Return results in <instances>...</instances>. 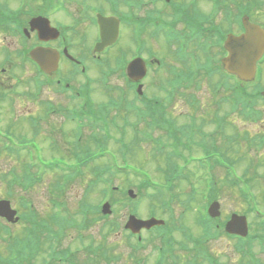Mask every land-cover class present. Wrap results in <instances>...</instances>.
<instances>
[{"label":"rangeland","instance_id":"obj_1","mask_svg":"<svg viewBox=\"0 0 264 264\" xmlns=\"http://www.w3.org/2000/svg\"><path fill=\"white\" fill-rule=\"evenodd\" d=\"M131 45V40L129 39L127 33H124L122 36V39L119 43V46L125 48L129 47ZM148 45L151 46L156 52L154 55L155 57H166L167 63H173L174 60L171 59L169 54V49L167 46V43L163 36H160L159 38H150L148 39ZM134 48V44L132 46ZM110 53H113L111 50ZM133 53V50L131 51ZM146 53V52H145ZM106 55V54H105ZM146 56L147 53L145 54ZM105 57V56H104ZM103 57V58H104ZM90 65V73L91 75L97 80V82L94 84V92L98 90L94 94V98L97 101H105L106 95L101 91L103 90L102 86H100L99 78L100 73L99 70L101 66L98 65L95 66L93 63L89 62ZM21 64L19 63V60H17V63L12 67V69L9 71V75L12 76V78L8 79L5 84L11 88V89H4L3 93H5L6 98L2 99V103H0V113L3 118L7 116L8 113H12V108L15 112H13V115L9 117L10 122H12L13 119L17 117H25L28 118L29 114H33L36 116H43L45 112V106L40 102V104L37 106V104H34V89L33 87L36 86V81L29 79V74L26 72H20ZM74 67H71L70 70H74ZM35 71V70H34ZM163 72L166 74V69H163ZM155 77V82L152 85L153 82V73H151L146 82H147V88L148 93L150 95L156 94V95H163L164 91L162 90L161 84H158L160 82L166 84L167 77H169V74L163 75L160 74ZM112 84L117 85H124V80L120 79L117 74H114L111 79ZM79 84L78 82H76ZM54 88V87H52ZM146 88V90H147ZM104 91V90H103ZM163 91V92H162ZM30 95V102L27 101ZM202 100L204 101L203 109L200 110L199 115L207 116L209 119L213 118L214 113L218 110L217 107L214 105V102L212 103V100L208 94V91L206 89L202 90L201 93ZM7 98H9V102L7 101ZM39 98L37 99L39 101H44L45 99L52 98L54 101L60 103L62 101V96L57 95L53 89H49L47 91H41L39 93ZM181 99V92L180 90H177L175 92V95L173 97V100L171 102L172 105H174L176 102V108L175 111L178 113L179 111H183V106H181L180 101ZM52 100V101H53ZM12 103V105L10 104ZM174 105V106H175ZM264 108V105H262ZM2 118V119H3ZM7 123V122H5ZM51 125V126H50ZM3 126V125H2ZM17 130L20 131V134H26V127L27 122H17ZM75 123L66 120L65 118H62L61 116H54L50 119V122L45 126L44 133L39 138V142L42 147V155L44 156L47 161L52 160L55 157H58L59 155L64 156L66 159L71 160L72 153L71 148L74 146V136H75ZM206 131H212V124H206L204 126ZM241 130H250L252 135L258 134L260 131L264 132V115L263 118L260 119H248L243 117L239 112H228V121L227 126L225 127V131L222 133L228 134L225 138L223 135H220V137L217 136V143L218 145L222 146V148L225 150V152L228 154V156L231 159V156L236 158L237 155L240 156L238 158L239 165L237 166V169L240 171V174H243L242 170L245 168H250L249 173L252 177L253 185L251 186V189L255 193L256 203L257 206L260 209H264V145L255 147L252 143V139H246L244 138H238L241 143L238 144L237 140L233 143V136H236V129ZM131 130V128H128ZM215 129V127H214ZM4 130H6L4 128ZM236 130V131H235ZM28 134V133H27ZM132 131H129L128 137L129 140L131 139ZM231 138V140L227 138ZM220 139V140H219ZM109 146L111 148L117 149L116 142L111 141ZM153 145L142 146V148H135L131 153L127 154V158L134 164L143 165L145 168L151 170L153 172V176L156 174L155 171L157 169V159L156 155L154 153ZM236 150H241L239 154H236ZM26 154L24 153H17V154H2L0 153V196L2 194L7 193L5 186L11 185V179H9L8 170L13 167L12 170H10L13 175L14 172L18 171L19 177L24 176L23 173L25 171L24 163L26 162ZM24 162V163H23ZM14 164V166H12ZM34 166H41V163L38 161L35 162ZM34 169V167H31ZM18 169V170H16ZM50 167H47V172L45 173V177L42 182L36 185H32L27 187V189H24L23 186H19L17 189V192H15L16 196L23 195V197H30L31 199L35 200V204L38 207L37 210L40 214L41 218H47V215L49 213L50 208L47 206V190L48 188L54 189L55 185L59 183L63 184L65 186L68 184V187L66 188L64 195L67 199L68 209L69 212L72 214H76V210L78 209V206L80 205L81 201H83V194L86 191L87 187L85 186L86 178L88 179L89 176L86 177H80L78 178L77 175L74 178H69V181H65L64 177L61 176L62 174L57 169L49 170ZM28 170V169H27ZM49 170V171H48ZM41 168L37 170V175L41 173ZM45 171V170H44ZM43 171V172H44ZM59 171V172H58ZM193 175L196 176L199 175L200 169L197 171L196 169L190 170ZM4 172V175L2 174ZM217 175L220 179V182L218 183V197L221 202V209L223 211V215H229L231 212H239L241 214H246L247 210L249 209V204L247 201L243 200L240 193L239 186H230L227 185L228 178L226 176V172L219 168L217 169ZM31 173H34L33 170H31ZM86 177V178H85ZM128 177L129 180L132 181V183H137L141 177L139 175H134L129 173ZM126 178V176H119L116 180L117 186H128V183H131L130 181H122V179ZM198 177L192 178L193 181H195ZM76 179V180H75ZM22 181L25 182L24 177L22 178ZM191 182V180H190ZM251 182V183H252ZM21 185V184H19ZM179 186H181V190H185L186 192L190 189L189 188V182L185 179H183L181 182L179 181ZM5 189V190H4ZM148 191H151L149 189ZM59 193L58 191L56 194ZM91 196L87 197V200L89 203H96L99 200L105 201L107 197H103L102 192L100 189H97L90 193ZM123 196V193L121 190H117L116 193L113 195V200H118ZM126 198L125 196H123ZM139 196L135 199L137 200ZM115 205H112L113 208L118 210L116 213L117 218L122 223V226L126 223L129 217V210L131 207H135L137 205L138 212L144 217H147V213L149 210V201L144 198H140V201L138 203H131L130 208L128 204L124 205V203L117 201L114 203ZM27 210V209H26ZM196 206L189 211L188 213H184L185 218L182 219V222H186L188 225H190L193 229L194 235H198L200 233V228L191 221L195 218L197 215ZM198 211V210H197ZM180 212V211H179ZM244 212V213H243ZM196 213V215H195ZM139 215V214H138ZM178 216V215H177ZM252 216V215H251ZM248 217V216H247ZM39 221L40 219L36 217ZM260 219V218H259ZM258 219V220H259ZM104 221V220H102ZM249 225L250 227V233L259 231V227L257 224V220L253 217H248ZM22 225H25L23 222ZM18 226V225H17ZM101 230L104 232L107 231V228L104 227V223H94L91 225V227L85 231L84 235H93L95 237H99L101 235ZM156 231V229L154 230ZM71 233L66 235L65 237H60L62 240V245L67 246L71 245L74 248L76 247H83L81 242L78 241L75 238H72L71 236H74L76 233L75 231H70ZM110 240L108 241V247L109 243H112V241L117 242L118 245L116 248L114 247L113 251H116V254H121L120 260L116 262V264H126L125 260L122 258L123 254L124 257H127V254L130 252V246L127 240V233L123 230V227L118 230L117 232H113ZM178 232H175V237L177 239H182V236L180 234H177ZM151 233H147V238L150 237ZM100 240V239H99ZM99 240H96V244L99 242ZM51 242L54 245H57V240L54 238L51 240ZM158 243V241H157ZM235 239L232 237H229L227 235H219L217 238H212V240L208 241L206 243L207 248L209 249V252L218 260H220V264H239V260L242 259V255L235 246ZM87 244V243H85ZM0 245L4 246V242L2 241V238L0 237ZM83 249V248H82ZM181 254L182 252L179 251ZM144 253L149 255V264H152L154 262V254H153V248L152 245L147 243L146 248H144ZM252 253L255 257H258L262 263H264V246L259 245V243L254 242L252 247ZM9 255V251L7 250L6 255ZM45 257V255H44ZM246 259L248 256H244ZM79 261H86L88 258L90 259L88 261V264H96L97 261L89 256L88 254H85V252L78 255ZM130 260V258H129ZM134 260V259H131ZM37 264H44V262L40 259L38 260ZM204 264H207L206 262ZM210 264V263H208Z\"/></svg>","mask_w":264,"mask_h":264},{"label":"flooded vegetation","instance_id":"obj_2","mask_svg":"<svg viewBox=\"0 0 264 264\" xmlns=\"http://www.w3.org/2000/svg\"><path fill=\"white\" fill-rule=\"evenodd\" d=\"M128 1L130 7H127ZM117 5L127 7V11L144 10L146 15L149 6H157L169 21H174L171 16L176 10L186 11L190 17L182 20L186 19L191 23L190 26L196 33L189 43V50H199L198 43L205 40L212 55L221 51L219 57L227 53L225 42L230 34L241 35L247 32L244 24L246 18L264 30V0H0V90L5 89V82L12 78L9 71L17 60L24 69L29 68L24 59L37 46L59 51V68L55 72L60 73L57 83H63L67 87L72 85L67 81L71 72L68 69L60 71L62 61H77L82 72L88 73L82 60L78 59L94 57V47L100 38L96 26L97 9L111 6L110 15L119 17ZM38 16L49 19V25L59 33L56 38H52L56 34L49 31L44 36L49 40H43L37 30H31L30 21ZM125 25L128 26V22L125 21ZM140 39L148 44L150 37L144 31ZM203 50L206 53L204 47ZM258 73L261 80L248 83L264 88V54L258 63L257 75ZM35 117L36 115L29 114L28 118L17 117L14 122L33 121ZM37 132L42 136L44 130Z\"/></svg>","mask_w":264,"mask_h":264},{"label":"trees","instance_id":"obj_3","mask_svg":"<svg viewBox=\"0 0 264 264\" xmlns=\"http://www.w3.org/2000/svg\"><path fill=\"white\" fill-rule=\"evenodd\" d=\"M188 16V15H187ZM178 52L174 53L172 55V59L174 60V64L171 63L172 65H174L176 68V71H174L173 69H170V76L168 77V85L170 88H174L175 86L179 87V84L184 80V79H187L189 80V78L191 76H194L195 74H197V72L200 71L201 69V66L198 65L196 67H193L194 63H191L193 62L194 60L195 61H200V58L197 56V57H193L191 58V60L189 61V65L186 66V59H187V52H181L182 50H177ZM177 63V64H175ZM203 66V64H202ZM186 81V80H185ZM184 81V82H185ZM221 81V80H220ZM217 90L219 92H221L222 94H232V98H229V102H236L237 104L239 105H244V106H248L247 102L244 101L245 99V95H249L248 92L246 91V88H240L239 90L238 89H235L233 88V92H231V89L227 88L225 85H222V84H219V86L217 87ZM93 109L94 107H89L87 108L86 111H84V113H92L93 112ZM153 110V106H151L150 104L148 105V110H147V113H149L150 111ZM96 112V111H95ZM195 120L192 122V123H189V124H186L184 126H182L181 128H187V129H191L193 130L195 128ZM184 130L181 131L180 133H177L175 135H169L167 137H163V138H160V147L162 150L165 149V146L170 143V142H174V141H177V140H182L183 138V135H184ZM192 133H190L188 135L189 137V140H193V135L195 134L194 131H191ZM188 140V142H190ZM258 142V141H256ZM255 145H258L257 143ZM159 155H164V151L162 152H159L158 153ZM208 156H209V153H207ZM237 157H239L237 155ZM236 157V158H237ZM251 186L253 185V182L250 184ZM48 197L50 198V202L51 204H55L56 205V210L52 208L50 214H51V220H54L56 221L55 222V231H51V232H55L53 234V236L55 238H57L56 240L57 241H60V235H66L68 234V228H70V226H76L77 228H79V233L78 234V239H80L82 242H84L85 240L88 241V246L89 247H92L94 248V252L93 251H89V252H92L93 255H94V259L97 260V264H100V261H101V254L97 253V250H102L103 249V243H107L108 242V235H109V232H103V230L101 231V235L102 236L101 238H97L93 235H83L82 234V229L86 226V224L88 225L89 222L92 220V219H99L100 216L97 215V207L95 205L93 206H88L86 204H84V202L82 203V207L80 208L78 214L81 215V218L79 219V222L73 217L74 214L72 213H67V214H62L59 211V204L63 203L60 201V199L57 197V194L54 192L53 189H49L48 190ZM50 217H47V218H41L42 220L40 222H42L45 227L47 225V222L46 220H49ZM86 220V221H85ZM88 221V222H87ZM100 221V220H98ZM97 221V222H98ZM32 222H33V219H32ZM110 226H114L115 223H111L109 224ZM29 227V232L31 233L30 236H32L33 234L36 233L35 231V228L33 227ZM9 233V235H13V233L11 231H7ZM21 233H27L28 230L25 228V231H23V229L20 230ZM37 239L40 240V237L39 236H35ZM262 237L264 238V234H262ZM43 238V236L41 237V239ZM76 239V237H75ZM97 239H100L99 242L97 244L96 243V240ZM48 240V236L46 235L42 241L46 242ZM41 241V242H42ZM264 241V239H263ZM11 243V242H10ZM113 243V241H112ZM110 244V243H109ZM52 245V249L53 251H56V248L55 246H53L54 244H51ZM15 245H10V249H13ZM105 249L106 251L110 250L111 251V248H107L105 246ZM6 251V250H4ZM69 252H71L69 249H68ZM68 251L65 252V255L63 257H61L60 259H57V261H63L64 259H67L69 258L70 256H72ZM89 252H87L89 254ZM17 255H18V258L16 259V255L13 259H10V264H24L23 263V259H25V256L23 255H20L18 252H17ZM75 255V253H74ZM90 255V254H89ZM0 258H2L1 254H0ZM4 259V258H2ZM253 259V257H252ZM252 259H249L247 260L244 264H252L253 261L255 260H252ZM258 261H256L257 263ZM255 263V262H254ZM259 264V263H257Z\"/></svg>","mask_w":264,"mask_h":264},{"label":"water","instance_id":"obj_4","mask_svg":"<svg viewBox=\"0 0 264 264\" xmlns=\"http://www.w3.org/2000/svg\"><path fill=\"white\" fill-rule=\"evenodd\" d=\"M251 37L249 40L247 38H230L227 47L231 52V56L226 59L225 67L231 72L237 73L241 78L249 79L252 78L253 70L255 68L256 61L263 53L262 40L260 37L254 41ZM257 42V44H256ZM140 68L142 74L144 75L145 70L143 69L142 62L140 59L136 60L135 63L131 66V69ZM133 195V192L130 191ZM109 205L106 204L104 207L105 211H108ZM213 214H218L217 207L214 204L211 208ZM0 215L8 216L9 219L16 220L13 218L15 211L11 209V204L9 201H0ZM128 226L139 230L142 226L151 227L156 224L158 221L156 219H150L147 221H139L137 219L131 218ZM227 230L233 233H238L241 235H246L248 232L247 222L245 216L235 215L232 221L228 224Z\"/></svg>","mask_w":264,"mask_h":264},{"label":"bare ground","instance_id":"obj_5","mask_svg":"<svg viewBox=\"0 0 264 264\" xmlns=\"http://www.w3.org/2000/svg\"><path fill=\"white\" fill-rule=\"evenodd\" d=\"M251 38V36L249 35L248 37H247V39L249 40ZM256 39H254V41H255ZM256 44H257V42H256Z\"/></svg>","mask_w":264,"mask_h":264}]
</instances>
